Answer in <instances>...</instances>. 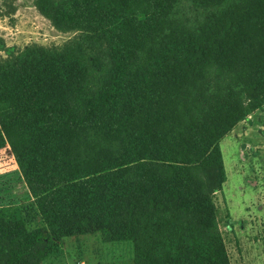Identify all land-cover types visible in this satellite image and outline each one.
<instances>
[{
  "label": "trees",
  "instance_id": "1",
  "mask_svg": "<svg viewBox=\"0 0 264 264\" xmlns=\"http://www.w3.org/2000/svg\"><path fill=\"white\" fill-rule=\"evenodd\" d=\"M61 46L0 41V135L32 201L0 206V264L62 240L132 264H230L220 140L264 105V0H32Z\"/></svg>",
  "mask_w": 264,
  "mask_h": 264
},
{
  "label": "rangeland",
  "instance_id": "2",
  "mask_svg": "<svg viewBox=\"0 0 264 264\" xmlns=\"http://www.w3.org/2000/svg\"><path fill=\"white\" fill-rule=\"evenodd\" d=\"M75 34L56 31L39 15L32 0H0V41L4 47L61 46ZM0 56L4 57V53L0 52ZM260 131L254 125L237 126L219 142L225 182L213 199L230 264L264 263V137ZM29 201L26 184L0 135V206ZM98 240L95 243L96 239H90L80 249H72L70 258L82 256L87 263L132 264L130 242Z\"/></svg>",
  "mask_w": 264,
  "mask_h": 264
},
{
  "label": "crops",
  "instance_id": "3",
  "mask_svg": "<svg viewBox=\"0 0 264 264\" xmlns=\"http://www.w3.org/2000/svg\"><path fill=\"white\" fill-rule=\"evenodd\" d=\"M256 115H259L258 118L256 117ZM252 120L255 122L251 123ZM248 125H254L258 129H262V132L260 131V134L264 137V132H263L264 131V105L260 109L256 110L251 115H249L246 120L239 122L232 130H234L237 126L245 127ZM261 147L264 148V145ZM30 200L32 201L31 197H30ZM97 236L98 235H90V236H78V237L65 238L62 240V243H61L62 252L57 256L44 260L41 264H98V262H95V261L93 263L92 262L87 263L86 261H84V259L81 258L82 256H80L77 259H71L69 256V253L72 249H75L76 247L80 249L81 247L85 246L86 242H89L90 239L92 240L96 239L97 242L95 243H98L99 238ZM59 257H64V258H62V260H57ZM261 264H264V263H261Z\"/></svg>",
  "mask_w": 264,
  "mask_h": 264
}]
</instances>
